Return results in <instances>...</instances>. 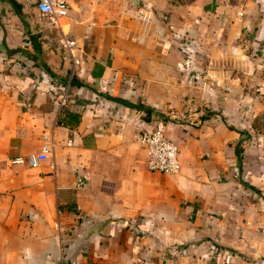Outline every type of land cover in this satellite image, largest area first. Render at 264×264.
Masks as SVG:
<instances>
[{
	"label": "crops",
	"instance_id": "obj_1",
	"mask_svg": "<svg viewBox=\"0 0 264 264\" xmlns=\"http://www.w3.org/2000/svg\"><path fill=\"white\" fill-rule=\"evenodd\" d=\"M13 1L0 0V264H264V0L72 1L74 58ZM155 129L180 147L179 175L147 169L138 135ZM48 134L51 161L13 164Z\"/></svg>",
	"mask_w": 264,
	"mask_h": 264
},
{
	"label": "built area",
	"instance_id": "obj_2",
	"mask_svg": "<svg viewBox=\"0 0 264 264\" xmlns=\"http://www.w3.org/2000/svg\"><path fill=\"white\" fill-rule=\"evenodd\" d=\"M71 0H35L36 12L41 21L53 24L61 32L59 38L60 46L67 50L72 58L73 51L77 48V42L68 38L62 31V21L67 19L72 9ZM124 0H87V3L79 6L81 10L95 8L122 7ZM167 20V17H164ZM172 28V27H171ZM71 85L68 84L61 89L58 96V106L61 110L67 109L70 105L76 104L71 96ZM138 141L146 152L147 169L153 173H160L167 176L179 175L182 170L180 147L170 139L164 130L155 129L153 131H141L138 135ZM247 143V142H245ZM71 145V142L68 143ZM55 153V143L52 135L44 136V144L40 152L32 153L26 158H17L13 160L15 165H27L31 169H38L44 163L53 159ZM87 185L84 177H78L76 180V190H83ZM61 215V212H59Z\"/></svg>",
	"mask_w": 264,
	"mask_h": 264
},
{
	"label": "rangeland",
	"instance_id": "obj_3",
	"mask_svg": "<svg viewBox=\"0 0 264 264\" xmlns=\"http://www.w3.org/2000/svg\"><path fill=\"white\" fill-rule=\"evenodd\" d=\"M72 1L77 2V6L78 7L87 3V0H71V3H72ZM170 1L172 3H178V4H189L193 0H170ZM27 6H28V8L30 9V12H31V18H30V20H32L31 24H30L31 27L34 28L35 30H36V28H35L36 26L37 27H47L48 26V22L41 21L39 16H38V14H37V12H36L35 5H34V0H28L27 1ZM95 7H91V9H94ZM63 25L65 26L66 24L63 23ZM24 61L25 60H23V62H20V63H22V66H20V69L29 70L30 68L26 66ZM65 86H66V83H62L61 88H64Z\"/></svg>",
	"mask_w": 264,
	"mask_h": 264
},
{
	"label": "trees",
	"instance_id": "obj_4",
	"mask_svg": "<svg viewBox=\"0 0 264 264\" xmlns=\"http://www.w3.org/2000/svg\"><path fill=\"white\" fill-rule=\"evenodd\" d=\"M12 2H13L14 5H16L15 1L12 0ZM72 84H75L74 79L71 81V86H73ZM119 102H122L123 104H126V106L128 108L136 109L139 112L143 111V112H146V113H150L149 109L146 108L144 105H134V104H130V103H127V102L121 101V100ZM146 121H149L148 117H146Z\"/></svg>",
	"mask_w": 264,
	"mask_h": 264
}]
</instances>
